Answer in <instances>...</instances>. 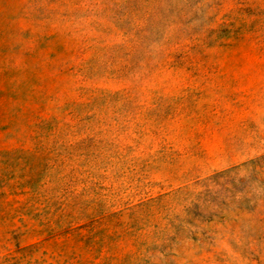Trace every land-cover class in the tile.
<instances>
[{"label": "rangeland", "instance_id": "obj_1", "mask_svg": "<svg viewBox=\"0 0 264 264\" xmlns=\"http://www.w3.org/2000/svg\"><path fill=\"white\" fill-rule=\"evenodd\" d=\"M0 264H264V0H0Z\"/></svg>", "mask_w": 264, "mask_h": 264}]
</instances>
